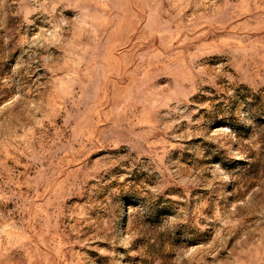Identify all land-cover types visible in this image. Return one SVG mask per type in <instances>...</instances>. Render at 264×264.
<instances>
[{"label":"rangeland","instance_id":"374dc122","mask_svg":"<svg viewBox=\"0 0 264 264\" xmlns=\"http://www.w3.org/2000/svg\"><path fill=\"white\" fill-rule=\"evenodd\" d=\"M0 264H264V0H0Z\"/></svg>","mask_w":264,"mask_h":264}]
</instances>
